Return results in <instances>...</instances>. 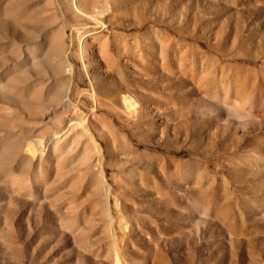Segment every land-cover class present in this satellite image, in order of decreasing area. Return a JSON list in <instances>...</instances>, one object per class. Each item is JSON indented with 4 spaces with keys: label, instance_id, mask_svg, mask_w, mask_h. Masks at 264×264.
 <instances>
[{
    "label": "rangeland",
    "instance_id": "obj_1",
    "mask_svg": "<svg viewBox=\"0 0 264 264\" xmlns=\"http://www.w3.org/2000/svg\"><path fill=\"white\" fill-rule=\"evenodd\" d=\"M103 9L0 0V264H264V0Z\"/></svg>",
    "mask_w": 264,
    "mask_h": 264
},
{
    "label": "bare ground",
    "instance_id": "obj_2",
    "mask_svg": "<svg viewBox=\"0 0 264 264\" xmlns=\"http://www.w3.org/2000/svg\"><path fill=\"white\" fill-rule=\"evenodd\" d=\"M102 7L104 8L103 10H108L109 8V0H102ZM88 16V14H87ZM96 24L97 25H101L99 23V20L96 19ZM124 100L127 106V109L130 113L135 114L137 113V102L134 98L131 97V95H124ZM117 263L121 264L120 260L118 259V257L116 258ZM123 264V263H122Z\"/></svg>",
    "mask_w": 264,
    "mask_h": 264
}]
</instances>
